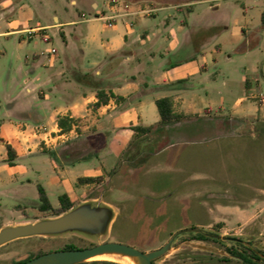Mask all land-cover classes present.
Listing matches in <instances>:
<instances>
[{"label":"rangeland","instance_id":"1","mask_svg":"<svg viewBox=\"0 0 264 264\" xmlns=\"http://www.w3.org/2000/svg\"><path fill=\"white\" fill-rule=\"evenodd\" d=\"M96 1L101 12L105 0ZM48 2L14 0V6L6 10L0 8V33L13 29L12 22L21 21V3L27 4L35 21H45L52 12ZM130 2L140 5L145 10L144 15L118 17L114 26L123 25L124 19L133 23L134 37L138 40L134 41L133 37L127 48L138 50L144 55L143 59L156 53L157 59L151 69L158 68L163 72L160 66L164 59L162 54L168 62H177L187 60L192 53L200 59L206 53L219 51L218 64L192 74L187 82L189 89L201 94L208 102L217 103L216 108L222 106L224 113L236 108L247 95H264V25L261 21L264 0ZM52 6L58 9L59 15L66 10L73 16L77 12L71 0H58ZM86 15L98 26H103L104 20H98L88 12ZM167 19H170L168 24ZM220 22H225L226 27L202 33L207 38L204 45L190 44L181 48L189 33L194 32L197 37L202 26ZM113 32V28H108L102 37L108 41ZM54 33V30L46 33L48 40L40 33L0 34V127L8 119L11 96L24 95L34 107L45 112L50 102L39 95L40 90L56 95L52 90L54 85L48 79L50 74L62 68L57 60L60 58L65 62L67 46L61 34ZM252 33L259 36L260 43L249 48L247 40ZM84 40L79 42V48L85 51V58L76 67L88 70L95 67L90 62L101 57L103 48L91 43L87 45V39ZM35 52L43 54L37 70H34L38 63ZM173 52L174 56L171 55ZM115 59L111 66L122 69L121 77L135 72V59L128 61L124 56ZM257 65L262 68L261 72H256ZM52 68L57 70L53 72ZM247 78L257 87L247 90ZM248 100L264 104L255 97ZM211 113L202 112L201 117L196 114L192 122L174 127V140L169 137L153 144L147 142L142 149L146 164H139L138 160L120 162L114 172L102 169V183L84 187L82 200L95 197L88 202L113 208L114 218L107 231L102 234L70 231L17 239L0 247V264H15L67 245L86 248L104 242H123L145 252L170 243L169 250L157 264H243L222 262L227 246H234L227 238L241 239L264 254V119L228 115L229 119L242 123V128L231 131L234 124L222 118L220 129L227 134L215 137V129L202 119L218 117ZM112 140L113 134L107 139V148L100 150L98 155L69 166L80 175L100 166L108 170L112 163L109 159L116 156ZM46 156L55 160L50 154ZM30 158L24 157L17 162L19 166L30 168L27 174H19V168H16V179L0 184L2 227L34 223L60 212L59 195L64 191L51 194L55 210L42 212L38 209L36 201L39 200L32 194L37 190L38 177L31 168ZM25 188L29 189L27 194L18 193ZM198 231L217 234L219 241L198 240L195 238ZM103 260L107 259L91 258L86 262Z\"/></svg>","mask_w":264,"mask_h":264},{"label":"crops","instance_id":"2","mask_svg":"<svg viewBox=\"0 0 264 264\" xmlns=\"http://www.w3.org/2000/svg\"><path fill=\"white\" fill-rule=\"evenodd\" d=\"M48 1L52 12L48 14L45 21L41 19L35 21L34 14L29 11L30 8L27 4L21 3L19 7L23 12L21 21L12 22L13 29L0 33L22 36L27 34L29 30L37 28L43 29L40 34H46L49 30H54V35L60 33L67 46L64 53L65 62H62L60 58L57 60L63 65L62 68L58 69L56 73L50 74L48 79V82L53 83L54 88L52 90L55 91L56 95L47 94L44 90L39 92V95L50 102H48L49 105L45 112L34 107L32 102L26 99L24 95L17 94L10 97V108L7 111L8 119L4 120L0 127L1 185L16 179V168H19V174H27L30 168L19 166L17 162L24 157H31V168L37 173L38 177L37 190L32 193L34 198L39 200L38 185H42L46 189L49 198L52 192L64 191L62 194H68L72 201L76 202L75 206H78L96 199L95 197L81 199L84 195V187L96 183L79 184V178L103 177L102 169L114 172L118 169V163L120 162L138 160L139 164H146L147 159L145 154L142 153L146 143L153 144L158 140H166L169 137L174 140V127L192 122L193 116L196 114L200 117L202 112L207 114L212 112V115H218V117L214 116L213 118H202L204 122L207 121L208 125L215 129V137L227 134L220 129L222 118L234 124L231 131L242 128V123L238 120L229 119L228 115L264 119V104L258 105L256 101L248 100L253 95H250L251 97L247 95L236 108L224 113L222 106L216 108L217 103H210L201 94H196L193 89H189L187 82L191 75L195 74L196 71H207L209 66L218 64V54L221 52L206 53L200 55V59L198 55L192 53L187 60L177 62H168L165 55L162 54L164 59L160 61V66L163 72L158 68L151 69L157 59L156 53H151L150 57L143 59L144 55L138 50L127 48L136 33L133 23H128L124 19L123 25L116 24L113 27L107 25L102 14L113 13L115 10L109 5V0L104 1L105 7L101 12L99 11V3L96 0H71V4L77 10L74 16L69 13V10L59 15L58 9L52 6L58 0ZM126 2L130 4V9L121 6L117 10L121 16L128 18L133 15H144L145 10L140 5H135L130 0H126ZM11 6H14V0H0V8L6 10ZM180 7L182 6L177 8ZM27 8L28 11L26 12ZM87 12L97 16L96 19L98 20H104L103 26H98L93 22L94 20L86 18ZM169 21L170 19H167V24ZM226 25L225 22H220L202 26L200 28L201 33H198L199 36H194V32L189 33L181 48L190 44H193V46L204 45L207 38L202 33L216 31L226 27ZM108 28H113L114 32L108 41H105L102 35ZM147 33L148 29L145 30V35ZM82 38L83 42L84 39H87V45L94 44L104 50H102L103 54L97 61L90 62V65L95 67L88 70L76 67L85 58L83 54L85 51L83 49L80 51L79 48V42L82 41ZM135 40L137 41L138 38L134 37ZM247 43L249 48H252L259 45L260 38L252 33ZM168 52L170 54V51ZM177 53H180V51H177ZM177 53L176 55H178ZM42 55L38 52L34 53V58L38 62L34 70H37L38 65L41 63ZM171 55L174 56V52ZM118 56H124L128 61L136 60L134 63L135 72L132 75L121 77L122 69L111 66ZM55 68H52L53 72L57 70ZM261 71L262 68L257 65L256 72ZM77 74H89L95 81L103 83V87L107 91H112L120 98H111L108 104L96 108L94 106L98 101L96 90L79 82L76 77ZM245 84L247 90H253L257 87L255 82L249 78L246 79ZM28 91L31 92L32 89L29 88ZM166 96L173 98L176 112L184 114L186 118L176 123L160 125L161 116L156 101ZM64 118H69L72 120V124L77 125L76 135L67 142H58L54 145L48 144L46 140L52 138V141H56L58 139L59 131L63 129L59 121ZM39 126H45L48 132L36 131ZM136 126H154V129L151 132H136L134 129ZM112 134V147L116 151V156L109 159V163H112L108 170L100 166L95 171L80 175L71 169L70 163L74 164L75 161L89 160L98 155L100 150L106 149L108 146L107 139ZM7 144H10L16 151L17 158L14 165L7 161ZM48 154L52 155L55 160L47 158L46 155ZM28 190V188H25L19 190L18 193L23 191L27 194ZM36 203L39 209L40 201H36Z\"/></svg>","mask_w":264,"mask_h":264},{"label":"water","instance_id":"3","mask_svg":"<svg viewBox=\"0 0 264 264\" xmlns=\"http://www.w3.org/2000/svg\"><path fill=\"white\" fill-rule=\"evenodd\" d=\"M113 218L112 207L94 206L85 202L57 217L0 228V247L21 238L53 236L70 231L102 234L109 229ZM169 247L170 243L156 250L145 252L123 242H104L83 249H64L43 253L20 264H78L99 254L114 252L137 256L141 264H154V260L162 257Z\"/></svg>","mask_w":264,"mask_h":264},{"label":"trees","instance_id":"4","mask_svg":"<svg viewBox=\"0 0 264 264\" xmlns=\"http://www.w3.org/2000/svg\"><path fill=\"white\" fill-rule=\"evenodd\" d=\"M262 22L264 24V12L262 13ZM77 79L79 82L88 85L96 90V95L98 98V101L95 103V107L98 108L102 105H106L109 103L111 98L119 99L120 97L114 94L112 91H107L103 87V83L95 81L89 74H77ZM158 111L161 116V122L160 125H167L176 123L179 121H182L186 116L184 114L177 113L175 110L174 100L171 96H166L157 99L156 101ZM60 126L63 128V130H70L72 127V120L69 118L60 119ZM136 132H151L154 129V126H148V127H142V126H136L134 127ZM8 149V159L7 161L14 165L17 154L16 151L13 149V147L10 144H7ZM104 178L102 176L99 177H81L78 179L79 184H91V183H102ZM38 191H39V210L42 212H52L54 209L51 200L48 196V193L46 192V189L42 185H38ZM60 201V212L52 215L53 217H57L72 208L75 207L76 202L72 201L71 197L68 194H62L59 197ZM0 228H2V225H0ZM198 240H204L206 239V236L201 233H196L195 236ZM74 245H67L65 249H74ZM40 255V254H39ZM38 256V255H37ZM34 256L28 257L27 260L32 259ZM242 259L248 263V264H261V256L251 248L243 247V251L241 254ZM25 260H21L16 262L15 264L23 263ZM121 264L114 261H94V262H81L78 264Z\"/></svg>","mask_w":264,"mask_h":264},{"label":"built area","instance_id":"5","mask_svg":"<svg viewBox=\"0 0 264 264\" xmlns=\"http://www.w3.org/2000/svg\"><path fill=\"white\" fill-rule=\"evenodd\" d=\"M109 5L113 8H115V10L113 11V13L109 16H103L105 19H106V23L109 27H113L116 23V20L118 17L121 16V14L117 11L119 10V8L121 6H123L125 9H130V4L126 3L124 0H109ZM43 29L42 28H37V29H32V30H29L28 33L30 34H39ZM44 37L45 39H49V37L44 34ZM53 52L55 53L56 50L53 49ZM253 97H255L259 102L261 103H264V95L261 93H255V94H252ZM76 127L77 125L75 123L72 124V128L68 131L66 130H63V129H60L59 131V136H58V139L56 141H52V138L49 139V140H46V142L50 145H54L55 143H58V142H67L69 140H71L77 133L76 131ZM37 130H40V131H44V132H48L47 128L45 126H39Z\"/></svg>","mask_w":264,"mask_h":264},{"label":"flooded vegetation","instance_id":"6","mask_svg":"<svg viewBox=\"0 0 264 264\" xmlns=\"http://www.w3.org/2000/svg\"><path fill=\"white\" fill-rule=\"evenodd\" d=\"M197 233H201V234L206 236V239H204L202 241H209V240L219 241L218 238H217V234H214L212 232L209 233V234H205L203 232L198 231ZM227 239L232 241L234 243V246H227L226 251H225V255L226 256H223V258H222L223 259L222 260L223 263H232L233 261H239L240 263L248 264L241 257V254H242V251H243V247L245 246L247 248L254 249L262 258L261 261H260L261 264H264V254L262 252H260L258 249L254 248V247H251V246H247L249 244H247L246 242H243L241 239H238V238H227ZM93 246H95V245H93ZM93 246H90V247H93ZM86 248H88V247H86ZM64 249H65V247L63 249H60V250H64ZM74 249H83V248L75 246ZM27 259L28 258H26L25 261H27ZM158 259L154 260V264H157V260Z\"/></svg>","mask_w":264,"mask_h":264},{"label":"bare ground","instance_id":"7","mask_svg":"<svg viewBox=\"0 0 264 264\" xmlns=\"http://www.w3.org/2000/svg\"><path fill=\"white\" fill-rule=\"evenodd\" d=\"M95 259H107L119 261L123 264H141L140 259L137 256L127 255L123 253H104L94 256Z\"/></svg>","mask_w":264,"mask_h":264}]
</instances>
